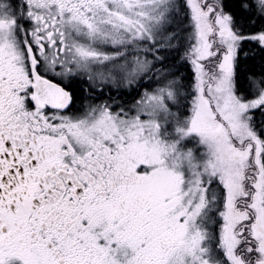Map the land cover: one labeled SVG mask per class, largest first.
<instances>
[{"label":"snow or ice","instance_id":"6c2138e0","mask_svg":"<svg viewBox=\"0 0 264 264\" xmlns=\"http://www.w3.org/2000/svg\"><path fill=\"white\" fill-rule=\"evenodd\" d=\"M0 264H264V0H0Z\"/></svg>","mask_w":264,"mask_h":264}]
</instances>
